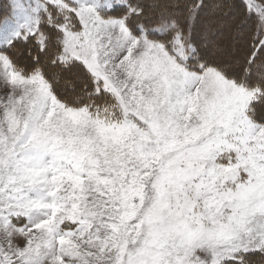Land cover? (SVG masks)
<instances>
[{
  "label": "snow or ice",
  "instance_id": "obj_1",
  "mask_svg": "<svg viewBox=\"0 0 264 264\" xmlns=\"http://www.w3.org/2000/svg\"><path fill=\"white\" fill-rule=\"evenodd\" d=\"M0 264H264V0H0Z\"/></svg>",
  "mask_w": 264,
  "mask_h": 264
}]
</instances>
